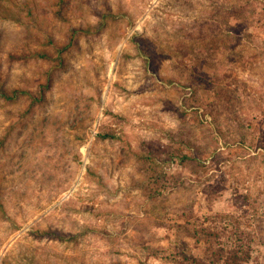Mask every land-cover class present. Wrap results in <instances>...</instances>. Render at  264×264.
Segmentation results:
<instances>
[{"label":"rangeland","instance_id":"374dc122","mask_svg":"<svg viewBox=\"0 0 264 264\" xmlns=\"http://www.w3.org/2000/svg\"><path fill=\"white\" fill-rule=\"evenodd\" d=\"M0 87V264H264V0H0Z\"/></svg>","mask_w":264,"mask_h":264},{"label":"trees","instance_id":"16d2710c","mask_svg":"<svg viewBox=\"0 0 264 264\" xmlns=\"http://www.w3.org/2000/svg\"><path fill=\"white\" fill-rule=\"evenodd\" d=\"M17 94L18 92L12 94L5 88L0 87V96L5 101L15 99ZM190 146L197 153L199 152L195 143H190ZM189 157L190 155H186L187 161L194 164V160H190ZM186 232H190V230H186ZM202 232L208 244V254L205 257L191 256L184 251L179 252L176 247L173 248L176 251L174 254L154 250L152 257L156 260L174 261L179 264H219L220 262L223 264H245L249 262L251 257L249 245L242 238L237 237V233L228 229H223L220 233L210 229H203ZM230 236H233L235 240H229Z\"/></svg>","mask_w":264,"mask_h":264},{"label":"built area","instance_id":"2783aa9c","mask_svg":"<svg viewBox=\"0 0 264 264\" xmlns=\"http://www.w3.org/2000/svg\"><path fill=\"white\" fill-rule=\"evenodd\" d=\"M219 150H220V152H223V151H225L226 149H225L224 146H221ZM263 151H264V150H263L262 148H252V149H248V156L255 157V156H257V155H260ZM213 161H214V158H213V157H209V158L206 160L205 164L210 166V165L213 163ZM224 163H225V161H222L221 163H219V168H220L219 172H220V173H222V171H223L222 166L224 165ZM211 172H218V170H216V169H215V170L212 169ZM247 185H249V184H247ZM262 204H263V205H262V207L260 208V212L264 215V202H263V201H262Z\"/></svg>","mask_w":264,"mask_h":264}]
</instances>
